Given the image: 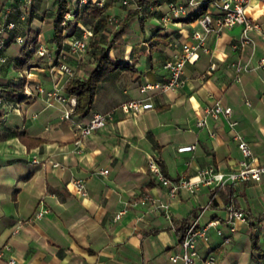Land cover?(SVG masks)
I'll return each mask as SVG.
<instances>
[{
    "label": "crops",
    "instance_id": "1",
    "mask_svg": "<svg viewBox=\"0 0 264 264\" xmlns=\"http://www.w3.org/2000/svg\"><path fill=\"white\" fill-rule=\"evenodd\" d=\"M143 1L150 3L146 12L130 13L121 40L111 47L113 56L128 59L135 69L108 72L88 114L79 116L72 110L69 117L62 116L61 101L48 102L42 91L32 88L31 94L13 99L1 90L26 71L31 84L63 90L70 75L55 67L59 61L68 63L74 73L83 72L87 54L68 51L70 35L59 45L51 39L57 0H32L25 4L24 18L19 16L23 0H5L0 6L12 3L10 17L16 22L12 31L0 34V54L5 56L0 60V246H8L0 264H180V259L169 258L182 249L180 222H188L206 203L199 222L218 218L222 232L209 226L208 236L197 240L199 256L192 264H205L206 256H212L214 264H264V175L219 187L203 182L193 190L180 186L169 197L166 186L147 167L149 155L171 178H194L208 164L221 170L236 167L242 155L226 120L206 115L204 124H196L215 99L231 105L235 130L248 141L253 161L264 162V64H257L264 50V8L255 2L246 6L260 27L247 30L249 39L243 45L232 46L241 35V23L208 33L209 49H199L192 61L185 62L179 88L140 91V83L163 79L164 61L180 50L183 41H193L191 31L200 25L197 17L185 19L189 13L202 4L212 18L219 13L214 0ZM171 2L182 3L185 12L163 20ZM99 6L109 15L121 11L124 15L132 8L120 0H104ZM13 32L22 34V42L36 36L47 45L50 57L35 50L37 62L17 66L22 42L14 40ZM236 60L248 64L239 78ZM145 95L146 106L137 112L117 107L123 99ZM109 109L112 117L104 125L74 141L75 121L84 122L94 110ZM186 143L194 146L176 149ZM102 167L107 171L99 172ZM77 177L86 184L84 195L71 187ZM144 193L168 200L170 216L143 199ZM230 202L248 215L244 221L235 219L234 228L224 218ZM40 205L45 212L34 216ZM224 235L228 241H223ZM8 255L14 256L13 263L6 261Z\"/></svg>",
    "mask_w": 264,
    "mask_h": 264
},
{
    "label": "built area",
    "instance_id": "2",
    "mask_svg": "<svg viewBox=\"0 0 264 264\" xmlns=\"http://www.w3.org/2000/svg\"><path fill=\"white\" fill-rule=\"evenodd\" d=\"M32 0H23V5L19 8L20 18H24L27 12V7L25 4L30 3ZM86 1V0H80ZM97 5H102L104 0H91ZM121 4L129 5L135 3L136 0H120ZM260 3L264 8V0H214V3L219 8V13L212 18L208 11L202 12L198 17L197 21L200 25L199 28H194L191 31V38L193 41H183L180 45V50L174 53L171 57L167 58L163 65L167 69L166 76L160 80L145 81L140 83L139 90L146 91L148 89L156 90H168V89H177L184 82L183 67L186 61H192L199 49L207 51L209 48L205 44L206 35L210 32L218 33L224 27H229L234 23L242 24V32L238 40H236L232 46L237 47L243 45L248 41L249 36L247 30L251 28H259V23L250 16L246 11V6L251 3ZM150 4H148V7ZM13 4L6 3L3 7L0 8V34L7 30L12 31L15 27V20L10 17L12 12ZM141 13L145 12L143 5L138 3L136 5ZM179 12H185V7L182 3L171 2L169 5V12L163 15V20L170 18L172 15H176ZM74 18L72 9H67L62 16L61 22L66 23L70 22ZM109 22L114 24L117 23V17L115 15H109ZM75 19V18H74ZM76 28L69 35V40L67 43V49L74 55L80 56L85 52L88 38L91 35V27L89 24H85L79 19L76 20ZM14 40L22 42L23 36L21 33L13 32ZM35 50L39 56L50 57L48 55L47 45L36 41ZM5 56L0 54V60H4ZM55 67L59 70L66 72L68 75H73L74 72L68 63L65 61H59L54 63ZM258 65L264 64V50L260 54L257 60ZM215 65L214 61L209 63V68H213ZM235 77L239 78L240 72L247 68L248 64L246 62H241L236 60L233 62ZM32 66H29L31 68ZM30 71L25 73V83H24V92L26 94L32 93V88L42 91L45 99L50 102L52 99H57L64 104L62 116L69 117L73 110L75 103V97L73 95L67 94L62 90L58 85H53L51 87L45 88L39 82L30 83L28 78ZM205 72L203 73V75ZM148 95L141 97H131L121 100L117 107L125 113H134L146 106V98ZM206 115L211 116H222L229 127L232 128L238 139V147L241 152V158L238 161V165L229 170H221L216 168L213 164H208L202 166L198 169L196 177L192 176L187 177H177L171 178L165 174L158 162V160L153 156L149 155L147 160V167L150 175L165 185L167 188V193L169 197H173L177 193V189L180 186H185L190 190H193L194 187L200 183H206L214 187H219L224 185L227 181H237L248 178L259 179L264 175V162H254L251 154V148L248 141L235 130L236 120L231 118V105L222 103L219 99H215L211 104L207 105L204 109V114L199 116L196 119V124H204L206 121ZM112 117V109L100 111L94 110L90 113L87 119L84 122H74V130L77 134L74 141L77 143L80 141V136L86 134L93 129L100 127L106 123V121ZM193 143L179 144L176 146L177 150H185L193 147ZM57 164V162H54ZM99 172L107 171L106 167L98 169ZM72 189L80 194L84 195L87 192L86 184L84 180L80 177L74 178L70 181ZM143 199L151 201L156 207H160L165 216H170L169 210V201L168 200H157L155 197L144 193L142 195ZM208 206V203L204 204L200 211L194 215L185 225L182 235L180 237L181 251L173 252L169 255V258L172 261L180 259V264H192L193 260L199 256L197 250V240L199 237L206 238L208 236L209 226H214L218 233L222 232L221 227L218 225V218H210L204 223L199 222V216L201 215L204 208ZM46 210V207L40 205L33 212L34 216H41ZM120 211L116 212L115 216L119 215ZM248 215L243 211V209L234 206L231 202L226 205L225 220L231 222L230 228H234L233 221L235 219L247 220ZM229 237L227 235L223 236V241H228ZM8 246L6 244L0 246V259L3 257L5 248ZM205 264H214L212 256H206L203 258ZM6 261L8 263L14 262V256L8 255Z\"/></svg>",
    "mask_w": 264,
    "mask_h": 264
},
{
    "label": "trees",
    "instance_id": "3",
    "mask_svg": "<svg viewBox=\"0 0 264 264\" xmlns=\"http://www.w3.org/2000/svg\"><path fill=\"white\" fill-rule=\"evenodd\" d=\"M5 0H0V6ZM148 8V4L143 0H137ZM72 4V6H70ZM71 8L75 20L81 19L86 15H92V20L88 23L91 27V35L85 49L87 54L86 62H91L88 66L84 63L82 73H74L65 82L63 90L65 93L75 97L73 112L79 116H85L90 111L96 90L104 78L111 71L134 70L135 65L128 59L118 58L111 54L113 42L118 39L125 30L127 18L130 13H134L137 9L132 8L127 11L123 17L117 21L112 27L109 22V14L104 12L102 6L93 3L90 0L81 2L80 0H57L56 10L53 16V35L51 39L58 45L61 44L63 38L74 31L75 25L62 23L63 13ZM204 11L202 4L196 11L189 13L185 19L191 20L198 17ZM144 12V13H145ZM36 36H28L22 42L20 51L15 57L17 66L24 67L37 62L34 55ZM25 76H20L15 82L3 84L1 87L2 95L6 98L22 99L27 94L24 92ZM22 135V132H20ZM187 220L181 221L180 237L184 230ZM255 244V241H254Z\"/></svg>",
    "mask_w": 264,
    "mask_h": 264
},
{
    "label": "rangeland",
    "instance_id": "4",
    "mask_svg": "<svg viewBox=\"0 0 264 264\" xmlns=\"http://www.w3.org/2000/svg\"><path fill=\"white\" fill-rule=\"evenodd\" d=\"M138 3H139V2L136 0L135 3H131V5L129 4V6L132 7V8L137 9V11H138L139 13H141V11H139L138 8H136V5H137ZM70 6H72V4H70ZM132 8H131V9H132ZM113 15H115V16L117 17V20L119 21V20L123 17V12L121 11V12H118V13H114ZM81 20H82V22H84L85 24H88V23L92 20V15H86V16H84L83 18H81ZM66 23H69V24H71V25H75V27H76V25H77V24H76V20H75L74 18H72L70 22H66ZM110 25H111L112 27H114L115 24L112 23V22H110ZM119 40H121V36L113 42V45L115 44L116 41H119ZM85 66H88V64H86Z\"/></svg>",
    "mask_w": 264,
    "mask_h": 264
}]
</instances>
